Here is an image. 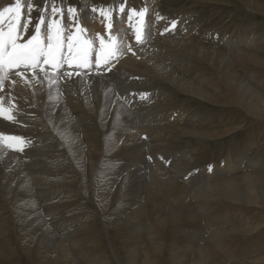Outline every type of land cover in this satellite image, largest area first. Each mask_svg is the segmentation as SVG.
Segmentation results:
<instances>
[{
    "label": "bare ground",
    "instance_id": "6f19581e",
    "mask_svg": "<svg viewBox=\"0 0 264 264\" xmlns=\"http://www.w3.org/2000/svg\"><path fill=\"white\" fill-rule=\"evenodd\" d=\"M240 1L247 9L264 14V4L258 3L256 0ZM150 2L154 7L158 5L159 0H155L154 2L149 1V3ZM101 10L105 13L109 12L102 7L98 8L95 13L91 10H81L77 11L76 14L79 17L80 24L86 29V31L81 34V38L92 39L94 41L95 51L99 49V39L101 37L105 39L106 43L109 42L110 37L113 35L117 38V48L119 51L116 56L111 59L110 65L105 69L107 70L106 72L103 70L105 67L103 65L97 69L94 63V51L91 67L80 72L73 71L74 74L72 73L70 78L67 73H64V75L50 73L52 79L49 80L44 77L43 73L36 75L31 71H26L21 76H10L8 80L4 81L3 87H0V107L7 109L8 115L12 117V119L9 120L5 119L4 115L0 114V134L5 136H16L15 134H17V131L24 134L22 143L18 145L14 141L0 139V194L5 200H10L12 211L15 214L12 215V218H8L7 220L3 218L0 219V256H13L15 254L14 246L17 244L23 247L25 244L32 243V241L42 240L44 241L42 251L46 253L40 252L42 255L38 261L46 264L84 263L73 256V250L75 249L80 250L79 252L91 250L88 248L84 250L86 246H82L89 234V229L82 223L77 224V221L73 218L70 224L74 223L75 226H73L75 230H68L60 234H55L49 227L45 226V217L38 211L36 214H33L35 216H31L29 221H25L21 218L22 210L19 201L34 196L38 197V194H35L36 192L33 191L32 184L35 186L38 185V193H40L41 196L51 192L53 180L49 182L44 181L42 173L56 170L57 166L53 164L55 157L58 159L59 164L72 167L74 171L81 174H83L84 168L87 165L85 156L87 155L88 158L91 172L90 179L83 185V188L80 186L78 189L77 186L74 185V177L70 179V184L67 185V187L69 186L72 188L69 192V203L71 204L69 208L73 205L76 208L87 209V206L81 198V194L87 188V184H89L91 192L94 191V188H97V192H100L101 195L95 198V205H97L100 210H103L107 206L108 197L113 194L115 187L114 197H116L119 191L121 192L122 187H124L129 178V188L132 190V193L130 195L131 204L128 207L132 206V208L126 212L127 207L121 208L119 206L113 217L112 225L116 229L119 228L122 237L127 238L126 236L130 235L132 240L137 242L140 241L142 245L146 243V247L143 250L129 248L127 247L128 239H126L121 241V245L126 251V258L123 263L118 261V257L112 260L110 257L105 256L103 252H97L91 258L88 256L84 258V261L90 260L89 264H157L155 254H159L160 257L163 241V237L162 241L159 240V235L167 226V223H174L176 221L178 215L175 212V206L176 204L184 203V201L180 200L183 199L181 196L189 194V197L200 200L203 196H206L208 192L207 188L210 187L219 191L224 197L233 200L234 196H232L233 193L231 190L236 191L239 187L238 184L235 183L234 177H228L227 179L218 181L216 185L209 183L207 187H201L203 182H209L207 179L214 178V174L218 176L219 174L222 175L224 173H230L235 169L237 170L238 167L231 157L225 159L221 167L219 164L213 165L211 171H209V166L203 167L201 172L193 176V178L196 177L200 179L198 182L193 180L190 184H185L187 180H183V182L185 181L184 185L178 181V175L183 176V174H186L185 169L188 168L190 162L194 159L192 155L187 157V162H177L174 159L171 164L172 166H168L170 170L167 167V163L165 166L167 168L160 166L162 164L158 161L159 159H156L153 163L146 161L144 158V147H147L148 150L157 151L155 149L160 143H163L161 135L165 134L161 127H170L172 129L175 127H182L180 125H173L171 122H167V120H169L172 115L176 116H174L175 120L176 118L183 119L184 114L180 112L181 110L176 111V113H174L175 111L173 110L169 113L165 112L166 110L162 111L158 100L151 104V108L143 107L141 102L143 101V96L139 94V90H137L139 92L130 90L132 89V83L129 82V79L132 75H141L145 73L155 78H161L172 85L178 86L190 95H197L196 97L204 98L216 103V105L224 104L231 106V104L237 100L239 103H242L247 112L254 115L255 118H261L262 113H264V92H260L257 87L251 84L250 82L252 80L250 82L240 80L239 77L241 75L233 69V63L237 64V66L242 65V67L253 64L264 69V58L254 56L256 54L252 55L247 52L246 48L241 47L251 46L253 38L249 36L244 38V35L238 34L232 41L233 36H226L225 41L222 42H225L224 44H226L229 49L238 48L239 50L230 54L227 53L226 50L225 52L208 44L205 45L192 39L187 40L186 36L179 35L181 33L179 27L175 29V32H178L176 35L170 37L169 34H165L159 37L160 33L164 34L160 29V21L164 22V20H161L159 13H156L154 17L145 19L146 33L144 34L143 32L142 41L137 42L135 40V27L139 24L138 17H134L131 22L128 21L125 15L130 14V11L125 10L124 13L112 12L113 14L111 13V16L106 18L100 15ZM137 11H140L139 7ZM43 16L45 18V25L42 26V36L46 35L47 23L49 22L46 20L47 16L45 14H43ZM26 18L27 15L25 11H22V25ZM56 19L61 23L62 32H64L65 35L73 34L74 25L71 23V14L61 12L57 14ZM112 21L114 23L118 22L117 30L109 29V25L112 26ZM166 28L168 29L167 23L163 26V29ZM170 30H172V27H170L168 31ZM182 30L190 31L188 25L184 26V24ZM19 34L20 36L22 35V41L30 36H28V31L24 30L23 27H21ZM32 34H34V28ZM154 38H161L157 46L150 45ZM129 48H131V50H129ZM178 51H185L197 55L199 56L198 58L203 59L214 67L217 75L215 84L220 88L218 91H222L226 96V101L220 99L217 95L218 91L215 93L213 91H208L202 86H198L192 81L184 80L179 76L174 67V63L180 60H177L175 56V52ZM116 60L117 63H114ZM166 61L167 63H165ZM186 66H188V64ZM245 67L243 68L245 69ZM249 72H252V70ZM247 73L248 72H246V74ZM253 74L254 71L251 75ZM241 82L244 86H240ZM219 83L220 85H218ZM136 85L138 84L136 83ZM213 88L214 85H212V89ZM118 92L128 94L129 104H123L119 100L117 96ZM183 108L185 107L183 106ZM73 113H78L79 115L77 117H72ZM186 114H188V111ZM87 120H90L91 123L89 124ZM151 122L156 123L154 125ZM88 127H115V132L112 133L115 136L114 141L112 142V139L109 138L106 146H100L95 141L94 145L97 146L98 152H95V150L85 151L84 144L82 145L81 141V133L84 131L83 128ZM231 129L232 128L216 129L210 133L203 130H191L188 128H182L179 131L185 134L187 133L188 135L197 134L199 137L212 138L230 133ZM144 132L148 133V142L141 140L138 136V134ZM96 135V133L92 134L94 139H96ZM120 140L130 156L124 157L125 162L123 166L120 165L121 167L111 168L109 166V161L110 159L112 160L114 156L118 155L115 151V145L118 144ZM12 145L15 146L14 149L20 153H11L8 149L10 147L12 148ZM62 152L64 153L63 155L59 154ZM148 152L150 153V151ZM49 154H51V161L49 160ZM123 156L124 155H122V157ZM179 157L180 159L181 157H186V154H182ZM179 157L176 159L179 160ZM163 159L165 158L163 157ZM163 159L161 161H163ZM90 160L92 161L90 162ZM256 161L252 160L251 162L257 165L258 161ZM163 164H165L164 161ZM103 171H107L106 174H103ZM204 171H206V175H204ZM124 172L127 173L123 175ZM191 174L193 175L192 172ZM244 177L255 188L262 179L258 174L251 173V171L247 173V175H244ZM118 179V184L114 187L113 185ZM42 182L46 183L48 188H45ZM196 183H198V185ZM193 184L196 187H190ZM179 186L181 188H178ZM254 187H251L252 193L250 194L240 193L243 200L248 204H257L259 201H262V199L264 200V184L259 189L258 195ZM165 191H168L169 197L166 201H163V192ZM171 192L175 194L177 192V198H171ZM143 193H146V196L149 195V198L154 202L158 216L156 220L149 222L150 226L145 225V223L131 226L133 216L135 217L137 214L136 212L145 204V200L142 199ZM152 195L154 197H152ZM50 212L53 213V210ZM105 218V223H108L109 215L107 214ZM70 224H66L65 228H71L72 225ZM128 227L130 228L126 230ZM15 229H18V234L12 233ZM26 230L29 234L34 235L26 236ZM241 230L244 231L245 229L242 228ZM223 232L224 230H215L214 236L221 238L224 235ZM15 235H17L16 240L11 241V239H13L12 236ZM192 238L197 240V242L191 241L192 245H197L194 249L197 255H192L187 264H219L213 261L211 249L205 244L202 233H197L195 236L193 235ZM209 239H213V237ZM27 240L30 242H27ZM13 243H15V245H12ZM4 244H7L14 253L5 252L2 248ZM86 253L88 254L89 252ZM175 258L177 262L180 260L183 261L180 256ZM258 259L262 260V257L260 256Z\"/></svg>",
    "mask_w": 264,
    "mask_h": 264
},
{
    "label": "rangeland",
    "instance_id": "374dc122",
    "mask_svg": "<svg viewBox=\"0 0 264 264\" xmlns=\"http://www.w3.org/2000/svg\"><path fill=\"white\" fill-rule=\"evenodd\" d=\"M149 1L154 2L155 0H55V6L63 9L62 12L64 13H68L69 5L76 6V8L79 9L77 11L103 7L111 13H117L123 3L125 10L130 12L132 8L137 9L139 7V10L146 9L145 19H150L151 17H154V14L159 13L160 19L164 20V22L160 21V29L164 32V34L160 33L159 37H162L161 35L165 34H169V36L172 37L178 33L175 32V29L179 27V29H181V33L179 35L184 37L186 36L187 40L192 39L194 41L201 42L202 44H208L212 47L221 49L222 51L226 50L227 53L233 54L239 51L238 48L229 49L224 44L225 42L223 43L222 41H225V34L231 33L233 41L236 37L234 34L238 35L241 33L239 35L252 37L254 42L251 43L252 47L246 46L243 48H246L247 52L252 55L256 54L254 56L264 58V14L247 9L240 0H159L158 5L154 7L151 5V2L149 3ZM256 1L264 4V0ZM13 2L14 0H0V6L3 8ZM53 2L54 0H46V3L45 0H22V11H25L27 15L24 23H27L28 21L29 3L32 6V10L30 12L32 23L26 30L29 33L28 36L32 35L33 28L38 22L39 16L45 14L47 16V21H50L53 18L51 15L52 13H50ZM127 16L128 15L126 14V19ZM173 21L177 22L175 28H172L170 31H165V29H163L165 23H167L169 30L171 22ZM183 24L184 26L188 25L190 31L182 30ZM117 26L118 22L114 23L112 21L110 29L117 30ZM143 29L145 34L146 23L143 25ZM245 36L244 38H247ZM160 39L161 38L155 39V43L152 40L150 45L157 46ZM175 56L177 57V60L180 59L177 61L180 65H178L177 62L174 63L175 71L180 77H182V79L192 81L196 85L202 86L208 91H213L214 93L220 90L217 84H215L217 75L213 66L208 64L203 59L198 58L199 56L185 51L175 52ZM114 63H117V60ZM165 63H167V61ZM187 64L188 66H186ZM233 65V69L241 75L239 77L240 80L249 82L252 80L250 83L257 87L260 92H264L263 68H259L253 64L248 65V69L243 66L245 67L244 69L242 65L237 66L235 63H233ZM106 68L108 67H104L103 70ZM45 70L49 73H57V75H59L58 73L72 74L73 71L80 72L84 69H77L75 66L69 67L64 65L59 70H53L50 66H45ZM251 70L252 72L254 71L253 75H251L252 72H249ZM106 71L107 70H105V72ZM245 71L248 73L246 74ZM157 78L145 73L141 75H132L129 79V82L132 83V89L130 90H133L134 92H141H139V94H142L141 96H143V101L141 102L145 108H151V104L158 100L162 111L166 110L165 112L169 113L173 110L175 111L174 113H176V111L181 110L180 112H182L184 116L183 119L176 118L175 120V115H172V117L167 120V122H171L173 125H180L182 127H175L174 129L170 127H161L165 133L161 135L163 143H160V145L155 149L157 151H152L151 149L148 150L147 147H144L145 160L149 163H153L156 159H159L158 161L162 164L160 166L165 167L167 163L168 167L173 163L174 159L177 162H187V157L192 155L194 159L190 162L188 168L185 169L186 174H183V176L178 175V181L184 185L185 181L183 182V180H187L188 183L185 182V184H190L193 180L198 182L200 179L196 177L193 178V176L201 172L203 167H208L210 164H219L221 167L224 160L231 157L235 162V165L238 167L237 170L235 169L230 173L228 172L229 174H219L218 176L214 174V178L207 179L209 182L204 180L206 182H203L201 187H207V184L209 183L216 185L218 181L227 179L228 177H234L235 183L239 186L236 191L231 190L233 193L232 196H234L233 200L224 197L219 191L210 187L207 188L208 192L206 196H203L200 200L189 197V194L181 196L183 199H179L184 201V203L176 204L175 206V212L178 215L176 221L174 223H167V226L159 235V240L162 241L163 237V241L160 257L159 254H155L157 264H187L190 257L195 254L194 249L197 245H192L191 241L197 242V240L192 238V236H195L197 233H202L205 244H207L209 249H211V257L213 261L218 262L219 264H264V200L262 199V201H259L257 204H248L245 200H243L242 195H240V193H252L251 187L254 186H252L251 183L244 177V175H247L250 171L251 173L258 174L259 177L263 179L260 180L259 185H257L256 188L254 187L257 195L260 191L259 189L264 184V113H262L261 118H255V116L247 112L243 104L239 103L237 100H235L231 106L224 104L216 105L214 102L196 97L197 95H190L178 86L172 85L161 78ZM136 83L138 85H136ZM212 85H214L213 89ZM218 85H220V83ZM240 86H244V84L241 82ZM217 95L221 100H227L222 91H218ZM117 96L123 104H129L128 94L118 92ZM183 106L185 108H183ZM187 111L188 114H186ZM78 115V113H73L72 117H77ZM87 122L89 124L91 123L90 120H87ZM151 123L155 125L156 122ZM114 128L115 127L83 128L84 131L81 133V141L82 145L84 144L85 151L95 150V152H98L97 146L94 145L95 141L100 146H106L109 138H111L113 142L115 138L114 134H112L115 132ZM182 128H188L191 130L196 129L199 131L203 130L207 133L213 132V130L216 129H232L230 130V133H226L222 136L207 138L199 137L197 134L188 135L187 133L185 134L184 132H180L179 130ZM16 133V136L21 137V139L23 138L24 134L22 132L17 131ZM93 133L97 134L96 139L93 138ZM138 136L145 142H148L149 140L147 132L138 134ZM18 144L19 143H17V145ZM14 147L15 146L12 148L10 147L8 150L13 154L20 153L16 151ZM18 147L22 148L21 146ZM126 150L127 149L124 148L120 140V142L115 145V151L118 155L114 156L112 160L110 159L109 161V166L111 168L121 167L120 165H124V157L130 156ZM148 151H150V153ZM59 154L63 155L64 153L62 152ZM182 154H186V157H181L180 159L179 156ZM122 155L124 156L122 157ZM48 156L51 161V154ZM163 157L165 159H163ZM178 157L179 160L176 159ZM162 159L165 164L161 161ZM92 160H90V162ZM252 160H257L258 164H252ZM85 162L87 165L84 168L83 174H81L74 171L72 167L59 164L58 159L55 157L53 164L57 166L56 170L42 173L44 181L49 182L50 180H53V188L51 192L47 195L41 196L40 193H38V185L35 186L32 184L33 191L36 192L35 194H38V197L34 196L32 198L22 199L19 201L20 208L22 210L21 218L25 221H29L31 216H35L33 214H36L38 211L45 217V226L49 227L55 234H60L68 230H75L74 223L70 224L72 221L71 219L74 218L77 221V224L82 223L89 229V234L84 243L85 245L83 244L82 246H86L84 250H87V248L91 249L86 251L89 252L88 254L85 251L79 252L80 250L78 249L73 250L74 258H77L84 263L88 262L86 264H89L90 260L84 261L85 257L88 256L91 258L97 252H103L105 256L110 257L112 260H115V257H118V261L123 263L126 258V251L121 245V241L128 239L127 247L129 248L143 250L146 247V243L145 245H142V243L140 244V241L137 242L132 240L130 235L126 236L127 238L122 237L119 228L116 229L112 225L113 217L119 206L121 208L127 207L126 212L132 208V206L128 207L131 204L130 195L132 193V190L129 188V178L127 179L124 187H122L121 192L119 191L116 197H114L113 194L115 193V186L118 184L119 179L117 180V182L113 185L115 187L114 192L108 197L106 203L107 206L103 210H100L97 205H95V198L96 196L101 195L100 192H97V188H94V191L91 192L89 184H87V188L81 194V198L87 206V209L76 208L73 205L69 208L71 205L69 203V192L72 188L69 186L67 187V185L70 184V179L72 177L75 178L74 185L77 186L78 189L80 186L83 188V185H85V183L90 179L91 172L87 155L85 156ZM168 169L170 170L169 167ZM106 172L107 171H103V174H106ZM126 173L127 172H124L123 175ZM204 175H206V171H204ZM42 184L45 188H48L46 183L42 182ZM196 184L198 185V183ZM190 187L196 186L193 184ZM178 188L181 187L179 186ZM163 193V201H166L169 197V193L168 191ZM171 194V198H177V192L176 194L171 192ZM152 197L154 196L152 195ZM142 199L145 200V204L136 212V216H133L131 226L141 223H145V225L150 226L149 222L156 220L158 216L155 204L149 198V195L146 196V193H143ZM4 200L5 199L0 194V219L3 218L4 220H7L8 218H12V215L15 214L12 211V204L10 200ZM51 210H53V213L50 212ZM107 214L109 215V222L105 223V217H107ZM66 224H70L72 227L65 228ZM129 228L130 227L126 230ZM242 228L245 230L242 231ZM215 230H224V235L221 238L215 237ZM13 232L18 234L19 231L18 229H15L12 233ZM26 234V236L34 235L29 234L28 231ZM16 236L17 235L12 236L13 239H11V241L16 240ZM212 237L213 239H209ZM27 242L30 241L27 240ZM12 245H15V243ZM43 246L44 241L42 240L32 241V243L25 244L23 247H21L20 244H17L14 246L15 254L13 256H0V264H46L38 261L42 255L41 253H46L42 251ZM2 248L7 253H14L10 250L7 244L2 245ZM196 255L197 254H195V256ZM177 256L182 257L181 259H183V261L180 260L177 262V259L175 258ZM260 256L262 257V260L258 259Z\"/></svg>",
    "mask_w": 264,
    "mask_h": 264
},
{
    "label": "snow or ice",
    "instance_id": "6c2138e0",
    "mask_svg": "<svg viewBox=\"0 0 264 264\" xmlns=\"http://www.w3.org/2000/svg\"><path fill=\"white\" fill-rule=\"evenodd\" d=\"M22 10V0H14L8 6L0 8V87H3L4 81L8 80L10 76H21L26 71H31L36 75L43 73L45 78L51 80L52 76L45 70V66H50L53 70H59L65 64L69 67L75 66L77 69L91 67L95 51L94 41L92 39L81 38V34L86 29L79 22L76 6H69L68 8V13L72 16L71 23L74 25L73 34L65 35L62 32V25L56 19L57 14L61 13L62 9L55 6L54 0L51 8L53 18L47 23L46 35L42 36V26L45 25V18L41 15L34 27V34L23 41L19 31L21 27L24 30L28 29L31 23L30 12L32 6L29 5L28 22L23 23V25L21 24ZM91 11L95 13L97 9L92 8ZM119 12H125L123 3L119 8ZM100 15L107 18L111 16V12L105 13L101 10ZM134 17L139 18V24L135 27V40L141 42L146 9L137 11V9L132 8L130 14L127 16V20L131 22ZM175 26L176 22H171V27L175 28ZM110 28L111 25H109ZM165 31H168V29L166 28ZM118 51L117 38L114 35L110 37L107 43L101 37L99 39V49L95 51L94 63L97 69L102 65L108 67L111 59L116 56ZM58 74L64 75V73ZM67 75L70 78L72 74L67 73ZM0 114L4 115L5 119H12L8 115L7 109L0 107ZM0 139L22 143L21 137L18 136L0 134ZM212 167L213 165L210 164L209 171L212 170Z\"/></svg>",
    "mask_w": 264,
    "mask_h": 264
},
{
    "label": "crops",
    "instance_id": "0c3cea01",
    "mask_svg": "<svg viewBox=\"0 0 264 264\" xmlns=\"http://www.w3.org/2000/svg\"><path fill=\"white\" fill-rule=\"evenodd\" d=\"M239 34H241V33H239ZM226 36H231V33H229V34H225ZM234 36H237L236 34H234ZM245 36V35H244ZM246 37H248V36H246ZM226 45V44H225ZM241 47H246V46H241ZM247 47H249V46H247ZM232 49V48H231Z\"/></svg>",
    "mask_w": 264,
    "mask_h": 264
}]
</instances>
